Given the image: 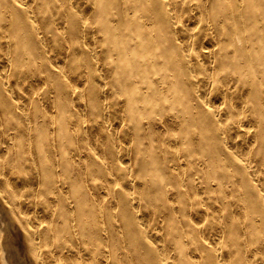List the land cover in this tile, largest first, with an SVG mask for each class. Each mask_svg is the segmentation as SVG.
<instances>
[{"label":"bare ground","instance_id":"1","mask_svg":"<svg viewBox=\"0 0 264 264\" xmlns=\"http://www.w3.org/2000/svg\"><path fill=\"white\" fill-rule=\"evenodd\" d=\"M0 264H264V0H0Z\"/></svg>","mask_w":264,"mask_h":264}]
</instances>
